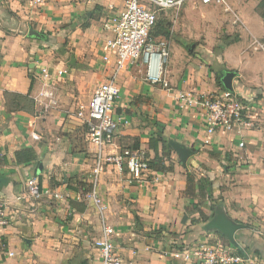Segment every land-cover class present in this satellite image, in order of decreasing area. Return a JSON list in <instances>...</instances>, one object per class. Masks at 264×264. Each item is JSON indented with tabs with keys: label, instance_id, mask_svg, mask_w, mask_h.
<instances>
[{
	"label": "crops",
	"instance_id": "crops-1",
	"mask_svg": "<svg viewBox=\"0 0 264 264\" xmlns=\"http://www.w3.org/2000/svg\"><path fill=\"white\" fill-rule=\"evenodd\" d=\"M122 6L123 0H45L40 6L0 0V151L6 158L0 163V204L9 219L0 226V264H99L94 240L102 224L113 228L123 264H197L182 260L172 248L181 242H226L230 250L241 251L238 264H264V121L261 128L242 129L241 134L216 132L211 144H203L200 117L177 109L173 99L178 92L222 90L216 76L231 70L236 73L233 90L253 107H262L264 64L256 57H264L260 42L238 68L228 50L203 55L200 45L186 50L184 36L168 41L171 54L164 71L170 89L148 84L133 69L119 71L114 110L122 122L103 153L129 147L143 150L150 159L148 141L162 133L192 154L183 165L171 147L165 160L173 164L172 171L150 169L131 183L126 171L105 164L96 182L106 206L103 219L82 200L96 161L83 128L87 102L114 65L113 59L101 60V42L108 34L98 25L104 16L98 19L92 13L100 8L114 15ZM29 28L44 37L27 36ZM43 68L52 76L46 86L40 78ZM62 69L66 73L56 76ZM24 147L35 149L37 165L15 161V151ZM188 172L196 183L202 175L211 183L212 201L206 199L201 207L206 215L212 204L222 205L232 220L244 225L234 233L236 246L220 233L204 230L196 212L188 214L196 200L176 195L186 188ZM30 176L49 191L37 201L24 194ZM70 199L83 210L72 208Z\"/></svg>",
	"mask_w": 264,
	"mask_h": 264
},
{
	"label": "built area",
	"instance_id": "built-area-1",
	"mask_svg": "<svg viewBox=\"0 0 264 264\" xmlns=\"http://www.w3.org/2000/svg\"><path fill=\"white\" fill-rule=\"evenodd\" d=\"M44 1L29 0L36 6L42 5ZM188 1L194 4H219L224 0H123V6L116 14H109L103 19L102 30L108 35L101 42V60L107 63L113 59L114 65L108 76L95 87L87 102L84 118L86 135L88 143L95 149L96 161L91 186L82 199L102 219L106 206L96 190V182L104 165L113 164L119 171H126L129 183L150 171L148 158L141 149L125 147L103 153V148L111 142L122 122V117L114 110V102L120 91L116 81L117 74L121 70L133 69L148 84L170 89L164 71L169 55L168 41L166 38L153 36L152 30L159 12L176 10ZM261 47L264 50V42ZM64 73L65 69L57 70L56 76ZM40 78L44 86L51 84L52 76L46 68L41 69ZM173 99L177 109L194 111L200 117L204 131L203 144H211L212 135L216 132L241 134L242 129L258 127L256 114L251 113L250 101L234 90L178 92ZM37 102L43 104L39 99ZM48 192L40 185L36 176L25 179L24 194L29 200L37 201ZM53 196L60 197L59 193H54ZM8 223V216L0 204V226ZM113 231L111 226L102 224L99 236L94 240L99 264H123L121 256L115 251ZM179 255L182 260L197 264H238L242 261V256L219 244L179 250Z\"/></svg>",
	"mask_w": 264,
	"mask_h": 264
},
{
	"label": "rangeland",
	"instance_id": "rangeland-1",
	"mask_svg": "<svg viewBox=\"0 0 264 264\" xmlns=\"http://www.w3.org/2000/svg\"><path fill=\"white\" fill-rule=\"evenodd\" d=\"M107 14H110L107 10L101 12L98 9L93 12V15H96L98 19L104 16L102 20ZM159 19H167L172 24V34L169 37H165L167 41L175 40L177 42L178 38L180 39L184 36L183 39H185L186 43L202 46L198 49L203 51V55L215 56L228 50L230 52L228 57L230 59L232 57L236 58V60H232V64L238 68L244 66V60L247 59L248 54H253L258 42H264V0H224L219 4H194L188 1L176 10L159 12L157 20ZM98 25L103 26V21H100ZM170 54L171 46L169 47ZM256 57L259 63L263 65L264 57L261 55ZM232 64L230 62L229 66L234 67ZM233 70L237 69L234 68ZM236 92L239 93L238 91ZM261 103L262 107L257 106V108L250 104L251 113H257L255 118L259 126L257 128H261V124L264 121V115L258 114V112L263 114L259 109H264V100H261ZM83 128L87 131L85 126ZM204 202H207V200L204 199L201 202V207H203ZM187 231L188 229H185L183 233H187ZM158 233L160 234L161 230H158ZM173 235H177L176 238L179 239L178 233ZM180 235L182 234L180 233ZM187 244L181 242L172 245V248L184 250L200 246L192 243ZM218 244L228 247L226 242Z\"/></svg>",
	"mask_w": 264,
	"mask_h": 264
},
{
	"label": "trees",
	"instance_id": "trees-1",
	"mask_svg": "<svg viewBox=\"0 0 264 264\" xmlns=\"http://www.w3.org/2000/svg\"><path fill=\"white\" fill-rule=\"evenodd\" d=\"M98 8V7H96ZM100 9V8H98ZM93 14V13H92ZM172 24L167 19H159L156 22L155 29L152 30L153 36H160V37H169L171 32ZM181 43L187 48L188 50V43L186 41H181ZM189 52V51H188ZM221 75L216 76V81L221 86ZM28 96V95H27ZM30 98V97H29ZM31 99V98H30ZM32 100V99H31ZM33 101V100H32ZM34 103V101H33ZM169 139L166 138L162 133H157L156 135L150 137L148 141L149 148L153 152V156L148 159L149 169H152L153 171H160V172H170L173 170V164L171 162L166 163V156H168L166 150H170L171 146L169 144ZM159 145H161V153L159 152ZM15 161L19 164L26 163V162H34L36 165L38 162V156L32 147H24L22 149H19L15 151L14 153ZM168 159V157H167ZM6 162V158L4 155L1 154L0 151V163ZM210 181L207 178V176L202 175L197 183L195 182V176L192 173L186 174V188L182 191L177 192V196L192 198L196 200V203H194V207L192 211H188V214H192L193 212H196L199 216L198 219L202 222H206L210 216H212V213L214 211L215 205L212 204L210 206L211 212L210 215H206L201 208V202L204 199L211 200V193L208 191V187L210 186ZM69 205L72 208H75L77 210H83V207H81L77 202L73 200H69ZM194 221V219H191V222ZM221 238L225 239L222 235L218 234ZM227 241V240H226ZM237 254L242 256V253L239 249L236 250Z\"/></svg>",
	"mask_w": 264,
	"mask_h": 264
},
{
	"label": "water",
	"instance_id": "water-1",
	"mask_svg": "<svg viewBox=\"0 0 264 264\" xmlns=\"http://www.w3.org/2000/svg\"><path fill=\"white\" fill-rule=\"evenodd\" d=\"M27 36L42 38L44 35L33 28L28 29ZM194 43H191L189 46V50H192ZM236 75L234 71H226L221 77V82L223 84L224 89L232 91V79ZM172 149L177 153L180 161L183 165L186 164L187 158L192 154V151L187 148L185 145L178 143L173 140L168 141ZM244 227L242 223L236 222L232 220L226 213L224 207L222 205H217L214 208L213 214L211 218L206 221L203 226V229L206 231L217 232L223 235L228 241L236 246V241L234 239V233L237 229Z\"/></svg>",
	"mask_w": 264,
	"mask_h": 264
},
{
	"label": "flooded vegetation",
	"instance_id": "flooded-vegetation-1",
	"mask_svg": "<svg viewBox=\"0 0 264 264\" xmlns=\"http://www.w3.org/2000/svg\"><path fill=\"white\" fill-rule=\"evenodd\" d=\"M190 45H188V47H189Z\"/></svg>",
	"mask_w": 264,
	"mask_h": 264
}]
</instances>
